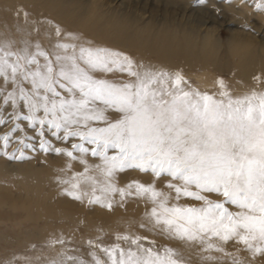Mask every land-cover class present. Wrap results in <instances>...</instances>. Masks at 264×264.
Instances as JSON below:
<instances>
[{
  "label": "snow or ice",
  "instance_id": "snow-or-ice-1",
  "mask_svg": "<svg viewBox=\"0 0 264 264\" xmlns=\"http://www.w3.org/2000/svg\"><path fill=\"white\" fill-rule=\"evenodd\" d=\"M56 35L60 39L50 51L39 44L34 51L0 48V76L12 89L0 91L14 119L26 108L23 119L38 125L41 136L47 128L59 139H78L70 149H56L83 166L61 179L64 191L82 199L89 195L85 185L89 203L109 208L117 193L145 199L150 207L139 226L200 244L205 264H222L227 257L243 264L224 247L233 239L253 254L264 252V89L236 94L220 78L215 91L201 90L180 71L138 65L125 53L72 33L64 41L59 28ZM114 73L121 77L108 78ZM89 154L99 163H90ZM125 167L166 174L167 191L154 182L118 187L115 174ZM148 239L128 232L117 233L112 244L89 240L90 261L69 256L53 264H187L179 250L161 249L155 240L145 244Z\"/></svg>",
  "mask_w": 264,
  "mask_h": 264
},
{
  "label": "rangeland",
  "instance_id": "rangeland-1",
  "mask_svg": "<svg viewBox=\"0 0 264 264\" xmlns=\"http://www.w3.org/2000/svg\"><path fill=\"white\" fill-rule=\"evenodd\" d=\"M4 3L5 0H0V6H5ZM261 3H264V0H71L70 4L77 7H86L89 12L96 7H100L101 12L105 14L110 12L108 15H123L122 17L130 18L137 23H151L158 29L162 28L167 22L168 25L176 29L194 31L198 39L210 34L218 42V55L222 58L225 55L228 39L230 40L233 34L237 32L244 33L243 35L247 38L255 39L257 44L264 47V8H257V4ZM17 7L15 8L20 9L19 5ZM31 9L29 8V10ZM40 15L43 23H50L56 29L62 28V24L47 10H41ZM31 16L29 13L26 19H31ZM9 25L14 26L13 19H11ZM11 31L19 40L25 37L24 34L17 31V26L13 27ZM64 40L68 41L69 38ZM134 58L139 60L144 67L152 66V59L148 57L136 53ZM161 69L167 71L168 65H161ZM177 71H180L193 87L201 90L215 91L216 81L223 78L230 89L233 92L235 91L234 77L226 71L185 65L180 66ZM198 73L204 75L210 83H213L212 88L214 90H210L211 88L208 89L205 86H198V82L194 78ZM0 87H7L9 91L12 90L10 86L5 85L2 76H0ZM262 88L264 89V86ZM4 94L3 91H0V211L6 213L9 220L0 219V264H29V262L31 264H53L54 261L61 259L67 262L69 256L79 259L89 257L91 260L92 246L88 245V240H92L94 243L112 244L115 242L117 233H126L125 230L131 227V223H126L121 229L102 228L100 224L104 220L105 222L112 221L124 212H138V216L145 218V211L150 207V204L145 199L135 195L122 198L119 193L115 194L111 198V208L107 207L105 203H89L91 193L90 188L87 186L82 189L87 191L89 195H85L82 199H76L68 195L64 191L66 185L61 183L64 176H58L54 179H52V176L63 169H68L69 172L82 171L83 166L78 160H72L66 153H59L56 149H70L71 143L79 142L78 139H72L71 141L59 139L53 136L47 128L44 135L41 136L38 125L33 127L29 121L23 119V115L27 113L26 108L21 110V119H14L13 109L3 104L2 97ZM5 134L8 137L7 143L4 139ZM42 143L44 147H41ZM85 147H89V145L85 144ZM76 154L79 155L78 152ZM88 159L90 163H99V159L92 157L90 154ZM69 164L72 165L71 169L68 167ZM27 173L34 176V182L39 179L38 175L46 176L41 185L44 187V193H50V189L55 188L54 193L62 194L60 197L51 195V198L45 201L49 204L48 206L58 210V205H61V200H63V207L60 206V210L68 209L76 216L85 217L84 220H81V225L80 223L77 224L78 227L86 226L94 220L93 223L98 227L91 229L83 227V230H80L74 225L64 226L59 224L57 225L58 238L52 240V242L62 240L63 243H59L61 247L57 249L51 248V243L47 242L48 240L41 233L43 221L40 218L38 221L33 220L26 211L27 206H34L33 202L42 201L38 199L41 197L38 191L33 192L31 190L30 193L24 191L26 186L24 176ZM114 179L117 185L122 188H126L132 181H139L144 184L154 182L158 188L167 191L165 185L167 180L171 178L166 174L156 177L151 170L143 171L136 167H125L117 171ZM134 190L133 187L132 191ZM99 194V191H97V195ZM211 198H216L215 194H212ZM180 202L196 205L201 203L192 198H182ZM13 206L24 208V210H18V213H16L17 210L14 212ZM135 227H138L136 230L140 234L146 235L149 241L155 240L156 245L162 247L167 245L175 248V241L167 236L158 235L155 232L151 233L147 228H144L143 231L140 226ZM225 244L228 250L231 251L247 248L235 239L229 240ZM191 256L194 255L191 254ZM202 264H205V262ZM208 264H214V262H208Z\"/></svg>",
  "mask_w": 264,
  "mask_h": 264
},
{
  "label": "bare ground",
  "instance_id": "bare-ground-1",
  "mask_svg": "<svg viewBox=\"0 0 264 264\" xmlns=\"http://www.w3.org/2000/svg\"><path fill=\"white\" fill-rule=\"evenodd\" d=\"M70 3L71 0H5V6H0V48L18 51L28 46L34 51L36 45L39 44L43 49L50 51L52 46L60 38L56 35V28L52 27L50 23H43L41 20L40 11L45 9L62 24V28L59 29L63 34V39L69 38L70 40L71 37H69L68 34L72 33L78 36L81 41L89 42L93 46L104 47L125 53L138 65H141L140 61L136 60L134 55L136 53L141 54L144 57L152 59V66H149V68L153 70L161 69V65H168V72H176L180 66L185 65L202 69L214 68L217 71H226L234 77V92L236 94L247 92L250 89H263L264 47L257 44L255 39L253 40V38L244 36L243 32V34L237 32L233 34L230 40L228 39L225 55L220 58L218 55L219 44L210 34H207V36L205 35L202 39H198L194 31L188 29L179 30L168 25L167 22H165L162 28L158 29L151 23H137L135 20L122 17L123 15H113L112 13V15H108L110 12L105 14L101 12L100 7H96L89 12L86 7H77ZM17 5L20 6V9H17ZM29 8L32 9L29 10ZM29 13L32 16L31 19L27 20L26 17ZM11 19H13V27L17 26V31L24 34L26 37H24L25 39L19 40L13 34V31H11L13 27L9 25ZM97 75L103 76L105 74L98 72ZM107 75L110 79H118L121 77L120 73ZM257 77L259 79H256ZM194 78H196L199 87L205 86L208 87V89L211 88L210 90H214L212 88L213 83H210L204 75L198 73ZM69 174L70 172L68 169L59 170L52 176V179L58 176H64V179L67 178ZM44 177L46 176L38 175L39 179L34 182V176L27 173L26 176H24L26 181L24 191L28 193H30L31 190H33V192L38 191V194L41 196L38 199L42 201H32L34 206H27L26 211L28 216L33 218V220L38 221L40 218V220L43 221L41 233H43L44 238L48 240L47 242L51 243V248L57 249L61 247L58 242H52V240L58 238L57 225L59 224L64 226L74 225L80 230H83V227L90 229L96 226L98 227V225L93 223L95 220H92L93 222H89L86 226L78 227L77 224L80 223L81 225V220H84L85 217L80 215L76 216L68 209L64 211L60 210L59 207H63V200H61V205H58L59 207L56 205L58 210L48 206L49 204L45 203V201L51 198V195L60 197L62 194L54 193L56 190L55 188L50 189V193H44V187L41 186L43 184L42 182H44ZM114 182L116 183L115 179ZM81 187L84 188L85 185ZM18 210H24V208L13 206L14 212L16 211V213H18ZM0 219L9 220V216L0 211ZM144 219L145 218L138 216V212H124L112 221L105 222L104 220L100 226L102 228L121 229L124 224L131 223L130 229L125 230V232L140 234L139 231L136 230L138 227L135 226H139L140 222ZM15 220L17 221L18 219L16 218ZM142 229L144 231V228ZM172 240L175 241V249L182 253L187 264H202L205 262L202 257L207 255V253L201 250L202 246L200 244H189L180 239ZM148 243L149 240L145 241V244ZM96 244H99V242ZM156 246L162 249V246ZM224 247L227 252L234 253L237 259L243 261V264H264V252L253 254V252L247 248L231 251L228 250L226 244ZM191 254L194 256H191ZM213 254L216 253L213 251ZM83 259L90 261L89 257H84ZM222 264H232V258L227 257Z\"/></svg>",
  "mask_w": 264,
  "mask_h": 264
}]
</instances>
